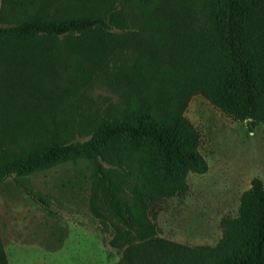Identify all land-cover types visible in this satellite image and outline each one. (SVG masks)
I'll return each instance as SVG.
<instances>
[{
    "label": "trees",
    "instance_id": "obj_1",
    "mask_svg": "<svg viewBox=\"0 0 264 264\" xmlns=\"http://www.w3.org/2000/svg\"><path fill=\"white\" fill-rule=\"evenodd\" d=\"M66 1L72 0L7 3L16 17L0 25V67L12 87L29 77L30 63L39 76L30 95L41 92L46 77H59L61 52L54 48L60 39L79 45L93 36L105 61L107 51L119 56L140 48L133 28L150 29L178 37L179 52L171 54L167 67L150 60L139 61L137 68L117 64V76L129 81L131 94L85 141H68L54 126L66 96L1 97L0 185L86 160L93 164L100 191L92 195V209L102 215L100 202L117 220L114 243L125 251L119 264H264V182L259 178L242 194L237 216L222 218L223 236L214 248L178 246L181 253L174 252L157 237L151 218L162 202L189 192L190 173L209 171L201 133L185 116L193 96H202L235 122H246L251 133L264 125V0H118L85 16L67 15ZM35 200L49 205L39 196ZM0 262L7 264L3 252Z\"/></svg>",
    "mask_w": 264,
    "mask_h": 264
},
{
    "label": "rangeland",
    "instance_id": "obj_2",
    "mask_svg": "<svg viewBox=\"0 0 264 264\" xmlns=\"http://www.w3.org/2000/svg\"><path fill=\"white\" fill-rule=\"evenodd\" d=\"M10 1L17 2L0 0V25H8L16 17L7 5ZM117 1L72 0L66 1L69 5L64 4L68 6L67 15L85 16L98 14ZM135 14L141 15L139 10ZM121 32L116 30L115 34ZM132 33L142 42L140 48L124 50L119 56H115L117 51H107L105 61L100 45L93 44V36L79 45L60 39L54 48L61 52L60 76L46 77L40 85L41 92L32 95L30 88L39 80L33 63L27 64L31 70L22 86L14 87L4 81L7 73L0 67V98L66 96L55 112L57 125L54 126L61 129L68 141L88 140L93 128L104 117L111 116L115 108H121L131 94L129 81L117 76V64L134 68L141 60H150L167 67L171 54L178 49L179 39L175 35L136 28ZM163 35L165 44L161 42ZM91 44L93 48L89 47ZM185 116L201 133L200 151L209 171L204 175L190 173L189 192L165 200L156 216H151L157 226V237L172 244V250L179 253L178 246L216 247L223 236L222 218L237 216L240 198L253 179L264 182V125L252 134L246 122L233 121L200 95L191 98ZM2 119L0 116L1 122ZM39 119L37 115L34 127L39 126ZM61 122L63 127L58 125ZM95 181L93 164L80 160L29 176L12 177L1 184L0 252L4 253L7 264H119L125 251L114 243L113 228L117 220L100 202L102 215L92 209L93 193L100 195ZM35 196L49 205L39 203ZM100 216L105 217L107 224L102 223Z\"/></svg>",
    "mask_w": 264,
    "mask_h": 264
},
{
    "label": "crops",
    "instance_id": "obj_3",
    "mask_svg": "<svg viewBox=\"0 0 264 264\" xmlns=\"http://www.w3.org/2000/svg\"><path fill=\"white\" fill-rule=\"evenodd\" d=\"M253 134V133H252ZM251 187V186H250Z\"/></svg>",
    "mask_w": 264,
    "mask_h": 264
}]
</instances>
